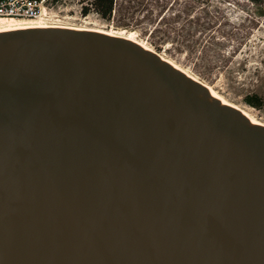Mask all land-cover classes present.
Listing matches in <instances>:
<instances>
[{"label":"water","instance_id":"1","mask_svg":"<svg viewBox=\"0 0 264 264\" xmlns=\"http://www.w3.org/2000/svg\"><path fill=\"white\" fill-rule=\"evenodd\" d=\"M0 264H264V125L136 40L0 31Z\"/></svg>","mask_w":264,"mask_h":264},{"label":"rangeland","instance_id":"2","mask_svg":"<svg viewBox=\"0 0 264 264\" xmlns=\"http://www.w3.org/2000/svg\"><path fill=\"white\" fill-rule=\"evenodd\" d=\"M188 5L195 6L191 19L218 21L217 25L207 33L194 25L196 32L187 37L182 28ZM176 13L182 15L175 23L178 33L167 22ZM35 21L106 31L155 51L150 40L157 41L164 58L264 124V106L257 109L245 102V96L252 93L264 99V0H132L130 8L115 11L110 19L95 11L84 15L79 0H60Z\"/></svg>","mask_w":264,"mask_h":264},{"label":"trees","instance_id":"3","mask_svg":"<svg viewBox=\"0 0 264 264\" xmlns=\"http://www.w3.org/2000/svg\"><path fill=\"white\" fill-rule=\"evenodd\" d=\"M52 3H58L60 0H51ZM82 3V13L84 15H88L90 12L95 11L103 18L110 19L114 12L121 11L124 8H130L132 6V0H79ZM194 5H188L185 10V26L182 28V31L186 32L187 37L192 38L196 30L193 32L192 27L197 25L198 29L203 33H207L208 30L212 29L215 25H217L218 21L213 20H204L202 18H198L197 20H193L190 18L191 13L194 10ZM206 11V8L203 9ZM181 14L176 13L173 18L168 20L167 22L171 25V30L178 33V28L175 26V23L178 22L181 18ZM164 19V18H163ZM181 31V32H182ZM219 31V29H218ZM180 34V32H179ZM174 42V41H173ZM150 44L158 51L159 53L162 51V46L157 42L150 40ZM245 102L257 109H261L264 106V99L256 93L248 94L245 96Z\"/></svg>","mask_w":264,"mask_h":264},{"label":"built area","instance_id":"4","mask_svg":"<svg viewBox=\"0 0 264 264\" xmlns=\"http://www.w3.org/2000/svg\"><path fill=\"white\" fill-rule=\"evenodd\" d=\"M51 0H0V17L33 19L46 13Z\"/></svg>","mask_w":264,"mask_h":264},{"label":"bare ground","instance_id":"5","mask_svg":"<svg viewBox=\"0 0 264 264\" xmlns=\"http://www.w3.org/2000/svg\"><path fill=\"white\" fill-rule=\"evenodd\" d=\"M35 18L33 19H22V18H6V17H0V31H5V30H11V29H19V28H27V27H60V26H53V25H45V24H39V23H35ZM69 28V27H68ZM79 29V28H78ZM104 33H109L110 35H114L113 33L110 32H106V31H102ZM118 35V34H117ZM115 35V36H117ZM126 38V37H125ZM175 65V64H174ZM177 68H179L177 65H175ZM185 72V71H183ZM186 73V72H185ZM188 74V73H187ZM191 76V75H190ZM193 77V76H191ZM211 89V88H210ZM212 94L221 99L224 103H227L224 101V99L218 94L216 93L213 89H211ZM238 110H240L242 113H244L247 117H249V119H251V121L255 124H259V125H264L260 122H258L253 116H251L250 114L245 113L244 111H242V109L237 108Z\"/></svg>","mask_w":264,"mask_h":264}]
</instances>
